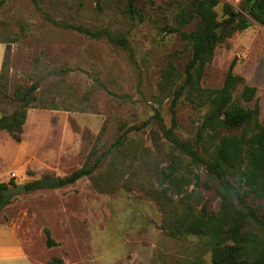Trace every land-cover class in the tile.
Returning a JSON list of instances; mask_svg holds the SVG:
<instances>
[{
	"label": "rangeland",
	"instance_id": "rangeland-1",
	"mask_svg": "<svg viewBox=\"0 0 264 264\" xmlns=\"http://www.w3.org/2000/svg\"><path fill=\"white\" fill-rule=\"evenodd\" d=\"M187 3L136 0L138 15H133L129 0H0V44L7 48L0 71V90L7 99L0 94V114L16 108L18 89L27 92L33 86L29 95L36 98L19 143L0 131V183L13 188L11 181L23 186L64 178L92 164L126 130L149 122L127 134L115 160L122 179L111 191L98 192L83 178L11 196L0 210V255L22 247L28 264H209L205 239H175L162 229L163 212L153 193L156 170L178 155L152 119L155 111L166 128L193 141L208 110L193 105L185 94L172 110V97L159 91L162 70L170 65L183 70L190 56L186 41L171 32L178 7ZM233 7L240 11L239 5ZM216 11L220 15L221 7ZM62 25L108 29L123 35L129 47ZM192 28L190 24L184 31ZM233 61V73L242 79L233 99H239L243 86L254 87L255 99L240 103L246 108L257 103L264 124L263 26L252 22L218 45L201 87L219 89ZM112 156L106 155L94 173L103 184L111 181ZM199 171V184L188 192L197 196L198 210L217 213L214 184ZM258 203L264 214V199ZM7 236L19 245L12 246Z\"/></svg>",
	"mask_w": 264,
	"mask_h": 264
},
{
	"label": "trees",
	"instance_id": "trees-1",
	"mask_svg": "<svg viewBox=\"0 0 264 264\" xmlns=\"http://www.w3.org/2000/svg\"><path fill=\"white\" fill-rule=\"evenodd\" d=\"M135 1L129 0L127 8L130 14L138 15L133 5ZM218 6L221 7L220 15L216 11ZM239 9L236 11L232 5L221 0H188L185 6L178 7L173 18L176 27L171 32L178 33L186 41L190 56L183 70L172 65L162 70L159 91L172 97V110L183 94L193 105L208 107V110L193 141L182 140L172 128H166L158 111L152 116L162 137L178 153L155 173L158 189L153 193L162 208V229L175 239H205L210 252L209 264H264V214L258 203L264 199V124L259 121L257 103L250 108L240 103L253 101L256 89L245 85L239 99H233V93L242 81L233 73L234 61L219 89L201 87L204 70L212 62L218 45L235 32L247 30L252 22L264 27V0H241ZM190 24L193 28L189 32L184 31ZM62 27L72 28L92 39H105L124 49L129 47L123 35L108 29ZM218 28L220 31L216 33ZM25 92L18 89L14 93L18 102L16 108L0 117V131L7 132L16 143L21 141L27 110L36 101L32 95L25 97ZM2 95L3 99H7ZM148 123L146 121L126 130L92 164L87 162L70 175L59 178V187L89 178L98 192L111 191L122 179L115 160L126 146L127 134L145 128ZM94 153L91 151L89 160ZM110 154L113 155L111 181L103 184L95 179L94 173L105 156ZM201 168L214 184L220 202L217 213H206L203 208L198 210L197 196H194V191L188 192L191 186L199 184ZM127 183H132V180L129 178ZM33 184L23 185L24 192H30ZM9 185L16 187L12 181ZM6 189H9L8 185L0 183V210L11 200V197L1 195V191ZM44 234L47 247H51L53 241L48 230H44Z\"/></svg>",
	"mask_w": 264,
	"mask_h": 264
},
{
	"label": "water",
	"instance_id": "water-1",
	"mask_svg": "<svg viewBox=\"0 0 264 264\" xmlns=\"http://www.w3.org/2000/svg\"><path fill=\"white\" fill-rule=\"evenodd\" d=\"M220 31V28L216 29L215 32L218 33ZM35 90V87H30L27 92L25 93V97H27L31 92ZM33 189L37 190H53L59 188L58 185V178L56 177H51V178H45L42 179L36 183L33 184L32 186ZM24 192L23 186L22 185H17L14 188H9L6 190L1 191V195L4 198L11 197V196H16Z\"/></svg>",
	"mask_w": 264,
	"mask_h": 264
},
{
	"label": "crops",
	"instance_id": "crops-1",
	"mask_svg": "<svg viewBox=\"0 0 264 264\" xmlns=\"http://www.w3.org/2000/svg\"><path fill=\"white\" fill-rule=\"evenodd\" d=\"M240 1L241 0H225V2L229 3L232 6L239 5ZM4 54H5V47H4V45L0 44V70H1V65H2ZM1 115L2 114H0V117H1ZM9 239L10 238L8 237V240ZM10 243L12 246L13 245H19L18 243L13 244L11 241H10ZM12 250H13V248H12ZM13 260L17 261V263H20V264H28V262H27L28 259L26 258L25 251L23 250L22 247L18 248L17 250H14V252H12V253L4 251L3 255H0V262H5L4 264H17V263H12Z\"/></svg>",
	"mask_w": 264,
	"mask_h": 264
}]
</instances>
